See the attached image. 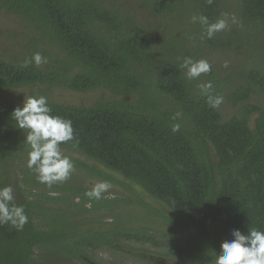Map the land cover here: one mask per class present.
Instances as JSON below:
<instances>
[{
  "label": "trees",
  "instance_id": "obj_1",
  "mask_svg": "<svg viewBox=\"0 0 264 264\" xmlns=\"http://www.w3.org/2000/svg\"><path fill=\"white\" fill-rule=\"evenodd\" d=\"M143 1L153 23L137 22L127 0H0L63 54L44 67L0 55V264H103L98 252L116 257L122 242L178 263L264 264V0H193L185 13L180 0ZM231 15L237 29L224 31ZM218 52L239 56L234 77L210 59ZM37 85L117 98L90 107L3 101ZM227 98L235 112L225 116ZM55 149L140 186L176 214L171 231L79 232L73 206L84 214L110 201L76 185L67 189L78 203L38 191L63 188L42 165L65 160L109 177Z\"/></svg>",
  "mask_w": 264,
  "mask_h": 264
},
{
  "label": "rangeland",
  "instance_id": "obj_2",
  "mask_svg": "<svg viewBox=\"0 0 264 264\" xmlns=\"http://www.w3.org/2000/svg\"><path fill=\"white\" fill-rule=\"evenodd\" d=\"M118 4L124 0H110ZM130 10L136 16L137 22L153 23L154 18L150 17L148 8L145 7L143 0H127ZM193 0H180V12L183 9L192 10ZM191 14H185L184 22L189 26ZM232 21L225 22L221 27L224 31L237 29L233 16ZM48 43V42H46ZM0 55L5 59L15 61L34 60L44 67L45 65L58 66L63 63V54L51 43L41 42L37 33H35L31 24L23 17L17 14L8 13L0 9ZM238 55L216 53V56H210V59L225 72L223 76L234 77L233 73L238 66ZM117 98V94L105 88H99L91 91L78 92L65 87L50 85H37L9 90L4 92L3 101L7 104L26 105L32 100H43L54 103H62L76 107H90L100 101H112ZM223 115H233L235 110L232 108L229 98L222 103L220 108ZM58 153L67 155L83 162L89 168L96 169L105 173L109 178H103L98 174L91 172L85 167L75 166L65 160L45 161L42 166L51 167L50 170L42 171L49 173L54 183L63 185V188H57L56 192L51 185L37 187L38 191H43L49 195H66L72 203H78L80 198L67 188L72 185L80 186L84 190L96 191L97 195L108 199L106 205L100 209L90 212L91 204L87 205V210L83 214L73 206L71 212L72 223L80 226L79 232L89 230H108L118 226L147 228L151 232L160 234V232L169 233L171 226L167 217L174 219L176 214L170 211L162 202L150 196L140 186L128 180L121 174L114 172L105 166L93 161L74 150L55 149ZM118 247L125 252L119 253L116 257L115 252L106 249L99 251L95 260L105 264L121 263L123 264H148L137 257L144 258L153 264H195L193 262L178 263L172 257L161 255L155 251L152 252L140 247L138 244H128L122 242ZM92 261V263H94ZM51 263V262H50ZM97 263V262H95ZM52 264H80L76 260H52Z\"/></svg>",
  "mask_w": 264,
  "mask_h": 264
},
{
  "label": "water",
  "instance_id": "obj_3",
  "mask_svg": "<svg viewBox=\"0 0 264 264\" xmlns=\"http://www.w3.org/2000/svg\"><path fill=\"white\" fill-rule=\"evenodd\" d=\"M115 245H117V246H118L119 244H115Z\"/></svg>",
  "mask_w": 264,
  "mask_h": 264
}]
</instances>
